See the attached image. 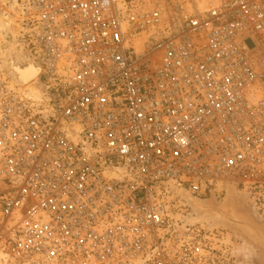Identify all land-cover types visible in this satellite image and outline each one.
Returning <instances> with one entry per match:
<instances>
[{"label":"built area","instance_id":"built-area-1","mask_svg":"<svg viewBox=\"0 0 264 264\" xmlns=\"http://www.w3.org/2000/svg\"><path fill=\"white\" fill-rule=\"evenodd\" d=\"M0 264H217L184 198L264 212V0H0Z\"/></svg>","mask_w":264,"mask_h":264},{"label":"rangeland","instance_id":"rangeland-1","mask_svg":"<svg viewBox=\"0 0 264 264\" xmlns=\"http://www.w3.org/2000/svg\"><path fill=\"white\" fill-rule=\"evenodd\" d=\"M9 16L8 11L0 4V68L16 76L12 69L17 66L25 68L27 59L18 45L17 30ZM195 199L197 200L192 199L188 203L187 198H184L185 218L217 235V264H264L262 250L230 224L229 199L236 203L238 213L248 215L263 226L264 212L252 208L250 199L234 182H230V176ZM220 208H224L223 215Z\"/></svg>","mask_w":264,"mask_h":264},{"label":"bare ground","instance_id":"bare-ground-1","mask_svg":"<svg viewBox=\"0 0 264 264\" xmlns=\"http://www.w3.org/2000/svg\"><path fill=\"white\" fill-rule=\"evenodd\" d=\"M27 59V62H26V64H25V68H22V67H14L12 70V72L16 75V76H14V75H12L10 72V74L14 77V79L18 82V83H20L21 84V80L22 81H28L29 79H31V78H33V76H34V74L36 73V74H38V72L40 71L39 70V68H37L33 63H32V61L31 60H29L28 58H26ZM35 79H33L31 82H33ZM30 82V83H31ZM29 84V83H28ZM21 85H23V84H21ZM232 193V192H231ZM187 198V201H188V203H190L189 201L190 200H197V199H195V198H193V197H190V196H187L186 197ZM230 200V220L232 221H235L236 222V224H238V226L239 225H241L242 226V228H244V229H247V230H249L251 227H250V222H249V220L245 217V216H243V215H246V214H242V213H238L237 212V205H236V203L234 204L233 202H232V200L231 199H229ZM228 204V203H227ZM228 206V205H227ZM224 208L226 209V205L224 206ZM223 208V209H224ZM218 210H219V208H217ZM223 209L222 208H220V213H222V215H223ZM250 232H252V230H250Z\"/></svg>","mask_w":264,"mask_h":264},{"label":"water","instance_id":"water-1","mask_svg":"<svg viewBox=\"0 0 264 264\" xmlns=\"http://www.w3.org/2000/svg\"><path fill=\"white\" fill-rule=\"evenodd\" d=\"M38 74L35 73L33 78L29 79L28 81L21 80V84L26 85L30 83L33 79L37 78ZM243 216H245L250 222L251 228L249 230L242 228L241 225L238 226V224H236V222L233 220H230V224L234 225V227L240 230L246 238L256 244L262 250L264 257V226L254 222L248 215ZM250 230H252V232H250Z\"/></svg>","mask_w":264,"mask_h":264}]
</instances>
